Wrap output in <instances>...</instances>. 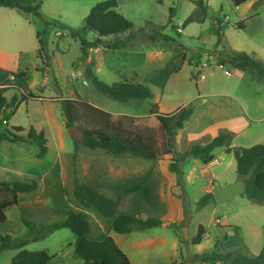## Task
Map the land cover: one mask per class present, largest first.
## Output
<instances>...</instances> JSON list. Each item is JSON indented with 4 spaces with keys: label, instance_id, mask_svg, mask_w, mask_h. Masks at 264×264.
I'll return each instance as SVG.
<instances>
[{
    "label": "rangeland",
    "instance_id": "1",
    "mask_svg": "<svg viewBox=\"0 0 264 264\" xmlns=\"http://www.w3.org/2000/svg\"><path fill=\"white\" fill-rule=\"evenodd\" d=\"M103 1L106 0H42L39 11L44 20L54 25L79 29L90 9ZM116 1V11L133 25V38L126 49L111 51L109 57L104 55L114 70L101 63V47L88 52L87 65L91 63L96 77L108 85L121 81L122 73L140 82L145 74L162 68L178 54L182 60L180 70L169 78L163 90L149 86L153 93L151 100L121 104L98 93L88 82L84 84L86 61L80 60L79 42L67 30L56 28L47 36L48 73L43 75L46 68L38 57L36 39L37 30L43 27L42 21L33 15L25 16L0 7V86L12 84L11 72L27 71L28 89L39 98L20 104L7 128L24 129L20 136L25 138L33 127L44 131L47 138V153L40 158L37 145L29 141L0 143V182L36 180L39 184L29 195L17 196V207L5 210L6 221L0 224V237L25 241L23 249L27 251H46L53 257L49 264H82L74 255V237L69 230L47 233L61 219L53 214L54 210L73 209L88 216L90 237L108 233L131 264H198L194 255L215 248L217 252L238 250L257 255L264 246V205L253 204L238 195L225 204L196 206L205 193L215 190V183L225 186L235 181L233 154H227L224 148L215 149V160L210 166L193 159L178 161L183 185H175L174 193L169 190L173 179L169 173L175 180L176 175L168 171V164L192 145L209 143L220 128L235 129L230 147L264 144V83L227 61L230 50L255 54L264 61V0H246L238 7L233 5V0ZM198 1L204 3L205 12L199 8ZM171 8L174 15L169 23ZM216 21L224 34V46H216L217 37L213 33ZM154 32L170 40L158 37L151 41L149 35ZM220 59L225 62L221 64ZM126 60L135 66L132 74L124 70ZM9 90L6 95L9 98L20 94L14 87ZM77 95L114 116H147L154 104L163 114L192 104L193 113L175 135L176 156L152 163L90 150L75 142L64 126L60 101L76 99ZM148 169L159 175L156 193L166 205L165 214L160 216L161 224L151 230L134 229L129 234H116L109 229L108 220L84 209L73 198L75 183L90 184L112 196V184L140 176ZM10 199L0 188V203ZM128 207L126 200L119 209ZM18 208L38 213L36 217H29L33 226L26 227L21 222ZM200 225L206 235L201 244L192 245ZM226 226L237 227L238 235H229ZM183 227L187 229L185 240ZM226 233L228 239L220 240L216 247V241ZM18 252L0 250V264H11Z\"/></svg>",
    "mask_w": 264,
    "mask_h": 264
},
{
    "label": "trees",
    "instance_id": "2",
    "mask_svg": "<svg viewBox=\"0 0 264 264\" xmlns=\"http://www.w3.org/2000/svg\"><path fill=\"white\" fill-rule=\"evenodd\" d=\"M161 3L162 0H156ZM246 0H233V5L238 7ZM42 0H0V7L14 10L22 15H33L43 23L41 30H37L38 57L44 68H47V36L53 29L67 30L68 35L79 42L80 60H87L88 52L97 48L110 51H120L129 46L133 38V25L116 11L117 1L106 0L95 4L84 19V24L79 29H67L46 21L40 14ZM199 8L205 12L202 1L197 2ZM169 23L174 15L171 8ZM213 33L217 37L216 46L223 45L224 34L218 22L213 26ZM91 34L92 39L87 36ZM158 37L170 40L159 32L149 35L151 41ZM227 61L234 67L246 71L259 83H264V61L255 54H247L230 50ZM221 64L224 63L220 59ZM182 65L178 54L172 56L162 68L153 70L144 75L142 81L123 77L119 82L110 85L99 80L92 72L89 65H85V81L98 93L121 104L130 102H143L153 98L149 86L163 90L169 78L177 73ZM27 71L10 73L13 76L12 84L0 87V143L25 142L36 144L38 158L47 153V138L45 132L36 131L30 127L26 137L20 136L22 128H7L9 119L15 114L22 103L39 99L28 89ZM20 93L13 94L10 98L5 93L12 87ZM61 116L66 129L75 126L83 135L80 145L90 150H101L117 157L140 158L148 162H156L164 157L175 155L174 138L178 130L193 113L192 104L178 109L170 114L158 111L154 104L147 116H114L86 101L80 96L76 99H63L60 101ZM234 132L229 128L217 130L213 139L205 144L192 145L186 152L178 154V159L172 158L168 164V171L176 175V185L182 187L183 173L178 166V161L186 159L198 160L207 166L215 160L213 151L224 148L227 154L232 153L236 164L238 179L246 181L245 192L242 196L257 205H264V144H255L250 147H230L229 143ZM159 184V175L152 169L144 174L112 184V196L100 192L90 184L75 183L73 189L74 200L84 209L91 210L102 219L109 221V229L116 234H129L132 230L148 231L161 224L160 216L165 214L166 205L159 200L156 189ZM39 184L36 180L29 182L14 181L12 183L0 182L2 188L10 197L9 201L0 203V224L6 221L5 210L11 206L17 207V195L29 194L36 191ZM128 201L129 207L120 210L123 201ZM214 203L212 193H205L196 203L198 208ZM21 222L26 226H33L29 217H36L38 213L29 212L18 208ZM61 219L55 223L47 233L59 229L69 230L74 241L73 252L82 264H131L127 255L116 245L108 233H101L97 238L90 237L88 216L82 211L73 209H57L53 211ZM146 217L143 218V215ZM233 229L235 234L238 228ZM46 233V234H47ZM206 235L203 226L198 227L197 235L191 240L192 245H199ZM40 237H34L39 239ZM220 240H227V233ZM186 243V242H184ZM25 241H14L9 236L0 237V250H19L11 259V264H49L51 257L46 251H27L23 249ZM198 264H264V246L257 255H244L238 250L228 252L213 251L194 255ZM187 264V263H182Z\"/></svg>",
    "mask_w": 264,
    "mask_h": 264
},
{
    "label": "water",
    "instance_id": "3",
    "mask_svg": "<svg viewBox=\"0 0 264 264\" xmlns=\"http://www.w3.org/2000/svg\"><path fill=\"white\" fill-rule=\"evenodd\" d=\"M67 132L75 142L80 143L82 141L83 135L75 126L69 127ZM215 185L216 188L212 192L213 202L214 204L221 205L231 201L238 195H243L246 188V181L244 179H237L225 186H218L217 183ZM182 233L183 239H187L186 227L182 228Z\"/></svg>",
    "mask_w": 264,
    "mask_h": 264
},
{
    "label": "crops",
    "instance_id": "4",
    "mask_svg": "<svg viewBox=\"0 0 264 264\" xmlns=\"http://www.w3.org/2000/svg\"><path fill=\"white\" fill-rule=\"evenodd\" d=\"M67 33H68V31H66ZM100 50H102V51H99V56H100V60H101V63L102 64H104L106 67H107V69H109L110 71H112V70H114V68L111 66V61H110V59L109 58H105L104 57V55H106V54H108V57L111 55V51H109V50H106V49H103V48H101ZM104 50V51H103ZM105 52V53H104ZM86 64H87V60H86ZM89 66H90V68H91V70H92V72L96 75V72H95V70H94V68H93V65L91 64V63H89ZM123 66H124V70H126L127 71V73H129V74H132L131 72L134 70V68H135V66H133V63L131 62V61H129V60H126V62H124V64H123ZM48 68H46V69H44V71H43V75H46L47 73H48V70H47ZM19 70H17V71H15V72H11V73H16V72H18ZM36 72H39V73H41L39 70H36ZM126 73V74H127ZM42 74V73H41ZM13 78V76H11V75H9V80L11 81L12 80V78ZM122 77H126V78H128V79H130L129 77H127V75H124L123 73H122ZM85 81V80H84ZM8 85V84H7ZM7 85H1L0 87H6ZM40 85L41 86H43L44 88H45V85H43V83H40ZM9 86V85H8ZM8 92H11V90H8L6 93H5V96L7 95V93ZM7 97V96H6ZM7 98H9V97H7ZM243 124L246 126L247 125V122H243ZM230 130H232L233 132H234V130L235 129H231V128H229ZM237 132V131H236ZM213 162H211L209 165H207V166H210L211 164H212ZM169 176L171 177V178H173V179H171L170 181H171V183H170V185H169V190L172 192V193H174L173 191H175V190H177L176 188V182H175V178L174 177H172L171 176V174L169 173ZM238 178L236 177L234 180H237ZM186 182V181H185ZM224 185H227V184H224ZM27 195H29V194H18L17 196H27ZM169 196L170 197H172V195L171 194H169ZM221 222V221H220ZM231 228H228V231H229V235H236L235 234V232L232 230H230ZM228 235V236H229ZM238 235V234H237ZM228 236H227V239H228ZM219 243H220V241L219 242H217L216 244L218 245V246H216V247H219ZM217 248H215V250H216ZM217 251V250H216ZM247 251H249V250H247ZM222 252V251H221ZM242 253V252H241ZM243 254V253H242ZM244 255H247V254H244Z\"/></svg>",
    "mask_w": 264,
    "mask_h": 264
},
{
    "label": "built area",
    "instance_id": "5",
    "mask_svg": "<svg viewBox=\"0 0 264 264\" xmlns=\"http://www.w3.org/2000/svg\"><path fill=\"white\" fill-rule=\"evenodd\" d=\"M11 78H12V77H11ZM12 79H13V78H12ZM83 83H84V84H86V82H85V81H83Z\"/></svg>",
    "mask_w": 264,
    "mask_h": 264
}]
</instances>
